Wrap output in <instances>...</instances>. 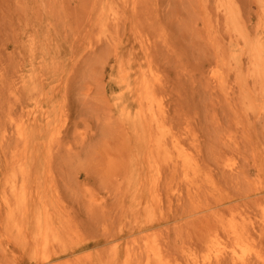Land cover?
I'll return each mask as SVG.
<instances>
[{
	"label": "rangeland",
	"instance_id": "rangeland-1",
	"mask_svg": "<svg viewBox=\"0 0 264 264\" xmlns=\"http://www.w3.org/2000/svg\"><path fill=\"white\" fill-rule=\"evenodd\" d=\"M251 67L264 0H0V264H264Z\"/></svg>",
	"mask_w": 264,
	"mask_h": 264
},
{
	"label": "bare ground",
	"instance_id": "bare-ground-1",
	"mask_svg": "<svg viewBox=\"0 0 264 264\" xmlns=\"http://www.w3.org/2000/svg\"><path fill=\"white\" fill-rule=\"evenodd\" d=\"M262 70H264L262 67H260V70L256 67H251L250 72L255 73L257 78H262L264 77Z\"/></svg>",
	"mask_w": 264,
	"mask_h": 264
}]
</instances>
